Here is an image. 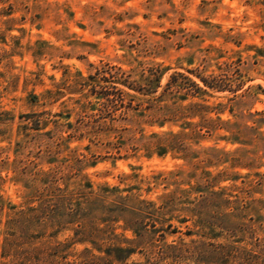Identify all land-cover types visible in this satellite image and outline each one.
Listing matches in <instances>:
<instances>
[{"label": "rangeland", "instance_id": "374dc122", "mask_svg": "<svg viewBox=\"0 0 264 264\" xmlns=\"http://www.w3.org/2000/svg\"><path fill=\"white\" fill-rule=\"evenodd\" d=\"M114 239L264 264V0H0V264Z\"/></svg>", "mask_w": 264, "mask_h": 264}, {"label": "trees", "instance_id": "16d2710c", "mask_svg": "<svg viewBox=\"0 0 264 264\" xmlns=\"http://www.w3.org/2000/svg\"><path fill=\"white\" fill-rule=\"evenodd\" d=\"M204 83H207V82L204 81ZM194 85H195V83H194ZM156 87L157 88L160 87V79L158 80V86H156ZM199 90L201 91L202 89L199 88ZM156 91H157V89H156ZM150 93H152V92H150ZM57 208H58L57 204L51 205L49 203H47V204L44 203L42 205L41 209H38V210H41L46 215H51L53 213H56L55 211H56ZM78 212H79V210H78ZM66 215L70 216L71 218L74 217V216H77V214H76V212L74 210L72 212H68ZM70 223H72L74 225L78 224L76 222H70ZM53 227L58 228L57 234H58L59 230L66 229V226H63L61 222H57V224L54 223ZM82 227H84V226H82ZM72 230L74 231L75 228H72ZM75 232H76L77 238H79V234L81 233V231H78V232L75 231ZM52 238H53V236H52ZM78 240L79 241H76V242L74 241V243H83V240H81V239H78ZM122 243L123 244H130L131 240L125 239V241L122 242ZM101 252H102V250H101ZM214 252H215V255L213 256V258L211 256V264H230V261L232 259L231 256H230L231 253L228 254V253L224 252L223 248H220V247H216ZM103 253H105V257L98 258L100 260V263L94 262L93 264H147L146 262L145 263L135 262V261L130 262L132 257L137 253V248L128 247V246H121V245H119L117 243L115 244V239L112 240L111 246L107 250H105ZM164 254H166V252L163 251V255ZM235 258H237V257H235ZM204 259H205V257H204ZM209 259L210 258L208 256V261H209ZM101 261H102V263H101ZM205 261L206 260H204L203 262H205ZM58 264H65V263L59 262Z\"/></svg>", "mask_w": 264, "mask_h": 264}]
</instances>
